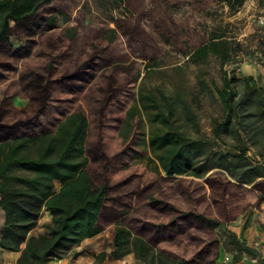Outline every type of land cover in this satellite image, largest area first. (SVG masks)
Instances as JSON below:
<instances>
[{"label":"rangeland","instance_id":"1","mask_svg":"<svg viewBox=\"0 0 264 264\" xmlns=\"http://www.w3.org/2000/svg\"><path fill=\"white\" fill-rule=\"evenodd\" d=\"M261 12L264 0H125L121 7L112 0H53L17 29L16 53L0 52V123L33 137L74 111L88 120L81 160L94 184L106 185V201L101 231L81 252L92 257L91 248H99L107 255L99 264H143L131 254L111 258L121 224L153 249L193 264H214L219 247L233 258L239 254L227 226L262 217L264 179L238 184L218 169L202 178L168 177L157 171L141 130L123 142L119 129L144 80L188 99L209 136L221 108L199 80L214 90L224 74L251 75L264 86V27L253 21ZM216 35L226 38L231 61L212 55L192 61L190 53ZM148 127L144 122L146 135ZM49 221L43 212L33 233ZM78 251L49 264L72 261Z\"/></svg>","mask_w":264,"mask_h":264},{"label":"trees","instance_id":"2","mask_svg":"<svg viewBox=\"0 0 264 264\" xmlns=\"http://www.w3.org/2000/svg\"><path fill=\"white\" fill-rule=\"evenodd\" d=\"M51 1L0 0L2 54L16 53L11 37ZM124 1L112 0L116 7ZM227 43L223 35L213 36L190 53V59L205 62L212 55L227 63L231 61ZM199 85L221 108L219 117H211L209 136L202 134L199 117L188 99L161 85L148 87L143 80L119 129L122 141L127 142L135 130H141L157 171L168 177L202 178L218 169L238 184L264 179V86L251 75L239 78L234 74H224L221 87L216 85L214 90L202 80ZM144 122L149 125L147 135L142 132ZM87 129L83 111L68 114L53 131L33 137L18 135L15 128L0 123V210L4 213L0 248L20 252L15 264H49L100 233L106 185L96 186L81 160ZM43 212L49 214L50 221L42 233L33 236L30 233ZM194 217L201 223L206 221L202 216ZM230 239L237 244L239 254L258 256L235 234L230 233ZM112 246L113 260L131 254L145 264H193L153 249L121 224H116ZM239 254L234 262L242 258ZM106 256H96L95 264Z\"/></svg>","mask_w":264,"mask_h":264},{"label":"crops","instance_id":"3","mask_svg":"<svg viewBox=\"0 0 264 264\" xmlns=\"http://www.w3.org/2000/svg\"><path fill=\"white\" fill-rule=\"evenodd\" d=\"M261 216L262 217L258 216L257 218L252 217L247 221L246 224L241 218L238 222L234 223V225L231 223L227 227L228 229H230V232L235 234L236 237L240 240V242L245 244L247 247L255 249L256 251L261 250L264 249V228H262V224H264V214H262ZM3 223L4 213L2 210H0V229ZM33 231L30 234L36 236L37 234L33 233ZM92 238L84 239L80 243V245L77 246L79 254L76 259L72 261L67 260L65 262H62V264H94L93 256H98L102 254V250H100L99 248H91L90 253L92 254V257H89V255H87L85 251L81 252L85 247L92 243ZM218 253L219 256L214 264H243L244 259L246 257H250L249 255L245 254L244 256H242L240 261L234 262L232 254L224 251L222 247L218 248ZM19 256L20 252L7 251L0 248V264H15ZM256 264H264V255H262V257H259V260Z\"/></svg>","mask_w":264,"mask_h":264},{"label":"built area","instance_id":"4","mask_svg":"<svg viewBox=\"0 0 264 264\" xmlns=\"http://www.w3.org/2000/svg\"><path fill=\"white\" fill-rule=\"evenodd\" d=\"M253 21L256 22V25H258L260 27H264V12H261L259 15L255 16ZM257 262H258L257 257H246L244 259L243 264H256ZM143 264H145V263H143Z\"/></svg>","mask_w":264,"mask_h":264}]
</instances>
